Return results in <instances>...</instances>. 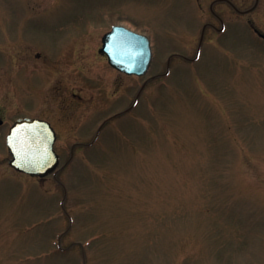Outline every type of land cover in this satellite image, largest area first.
Masks as SVG:
<instances>
[{
	"label": "rangeland",
	"instance_id": "obj_1",
	"mask_svg": "<svg viewBox=\"0 0 264 264\" xmlns=\"http://www.w3.org/2000/svg\"><path fill=\"white\" fill-rule=\"evenodd\" d=\"M116 24L149 37L145 75L99 53ZM254 28L264 0H0V264H264ZM27 116L57 130L45 178L8 164Z\"/></svg>",
	"mask_w": 264,
	"mask_h": 264
},
{
	"label": "water",
	"instance_id": "obj_2",
	"mask_svg": "<svg viewBox=\"0 0 264 264\" xmlns=\"http://www.w3.org/2000/svg\"><path fill=\"white\" fill-rule=\"evenodd\" d=\"M260 36L264 38V34L260 33ZM102 42L100 51L119 71L136 75L148 71L152 49L146 35L116 25L103 36ZM55 139V131L48 121L32 117L15 119L6 137L11 155L9 165L29 175H49L59 164V155L54 150Z\"/></svg>",
	"mask_w": 264,
	"mask_h": 264
},
{
	"label": "flooded vegetation",
	"instance_id": "obj_3",
	"mask_svg": "<svg viewBox=\"0 0 264 264\" xmlns=\"http://www.w3.org/2000/svg\"><path fill=\"white\" fill-rule=\"evenodd\" d=\"M213 1H216V0H213ZM222 1H225V2H227V3H229L230 4V6L237 12V13H240V14H248L250 11H251V9H253V8H255L256 7V5H257V2H258V0H256V2H255V4H254V6H253V8H251L250 10H241V9H238L234 4H232L231 3V0H222ZM211 8H212V5L210 6ZM219 18V17H218ZM219 20L222 22V19L221 18H219ZM112 26H110V28H111ZM205 27V26H204ZM256 32V31H255ZM204 33V28L202 29V33H201V35ZM257 33V32H256ZM101 40H102V38H101ZM199 45V44H198ZM101 46H102V41H101ZM101 46H100V48H99V53L100 54H102V55H104L105 57H106V59H107V56L105 55V54H103L101 51H100V49H101ZM107 61H108V59H107ZM113 68V67H112ZM114 70H116L115 68H113ZM116 71H118V70H116ZM119 72V71H118ZM120 74H124V73H122V72H119ZM126 75V74H125ZM128 76H135V77H137L136 75H128ZM79 98V97H78ZM136 100V99H135ZM134 100V101H135ZM133 101V103H132V107L135 105V102ZM118 115V113H115V114H113L111 117H108V118H106L105 120H103L102 122H101V124L98 126V128H97V130H96V134H95V136H94V138H93V140L92 141H90L89 143H87L86 145H93V144H95L98 140H99V138H100V136H101V133H102V131H103V129H104V126H105V124L110 120V119H112V118H114V117H116ZM51 124H52V126L54 127V129H55V132H56V141H55V145H54V147H55V151L59 154V158H60V160H61V153L59 152V150H58V134H57V130H56V128H55V126L53 125V123L51 122V121H49ZM74 158V153H73V151L71 150L70 151V153H69V157H68V160L70 159H73Z\"/></svg>",
	"mask_w": 264,
	"mask_h": 264
}]
</instances>
